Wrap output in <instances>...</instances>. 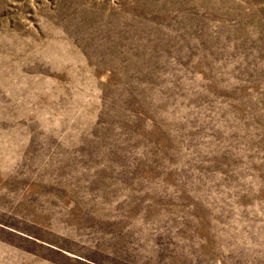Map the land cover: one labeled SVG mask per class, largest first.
<instances>
[{
    "label": "rangeland",
    "instance_id": "1",
    "mask_svg": "<svg viewBox=\"0 0 264 264\" xmlns=\"http://www.w3.org/2000/svg\"><path fill=\"white\" fill-rule=\"evenodd\" d=\"M0 264H264V0H0Z\"/></svg>",
    "mask_w": 264,
    "mask_h": 264
}]
</instances>
